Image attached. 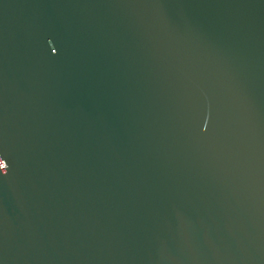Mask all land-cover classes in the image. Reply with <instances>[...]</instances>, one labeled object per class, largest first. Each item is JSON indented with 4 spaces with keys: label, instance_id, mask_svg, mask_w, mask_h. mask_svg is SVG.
<instances>
[{
    "label": "water",
    "instance_id": "obj_1",
    "mask_svg": "<svg viewBox=\"0 0 264 264\" xmlns=\"http://www.w3.org/2000/svg\"><path fill=\"white\" fill-rule=\"evenodd\" d=\"M0 264H264V0H0Z\"/></svg>",
    "mask_w": 264,
    "mask_h": 264
}]
</instances>
